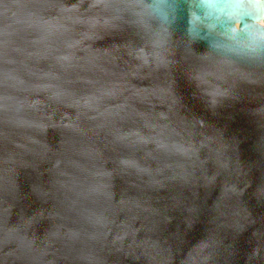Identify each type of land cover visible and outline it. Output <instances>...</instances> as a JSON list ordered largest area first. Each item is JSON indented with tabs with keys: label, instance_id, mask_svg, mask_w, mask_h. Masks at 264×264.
<instances>
[{
	"label": "water",
	"instance_id": "obj_1",
	"mask_svg": "<svg viewBox=\"0 0 264 264\" xmlns=\"http://www.w3.org/2000/svg\"><path fill=\"white\" fill-rule=\"evenodd\" d=\"M0 264H264V0H0Z\"/></svg>",
	"mask_w": 264,
	"mask_h": 264
}]
</instances>
